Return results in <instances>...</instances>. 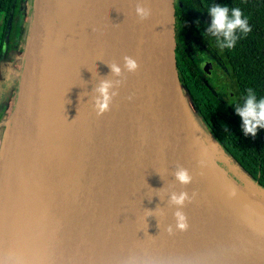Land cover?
Segmentation results:
<instances>
[{
  "label": "water",
  "instance_id": "water-1",
  "mask_svg": "<svg viewBox=\"0 0 264 264\" xmlns=\"http://www.w3.org/2000/svg\"><path fill=\"white\" fill-rule=\"evenodd\" d=\"M174 23V0H34L0 156V264H209V230L264 244V208L215 180L196 139ZM125 56L138 71L109 76ZM104 79L124 83L98 116ZM173 191L195 193L187 230L175 229Z\"/></svg>",
  "mask_w": 264,
  "mask_h": 264
},
{
  "label": "trees",
  "instance_id": "trees-1",
  "mask_svg": "<svg viewBox=\"0 0 264 264\" xmlns=\"http://www.w3.org/2000/svg\"><path fill=\"white\" fill-rule=\"evenodd\" d=\"M177 1L201 12L210 24L212 18L207 9L212 4L238 7L248 19L251 32L241 35L234 49L220 48L218 56L210 48L229 70L236 93L244 102L249 87L255 89L258 97H264V0H174L175 58L179 82L212 138L264 194V129H259L255 137L246 136L242 123L201 79L183 42L184 32L195 34L193 25ZM13 7L14 0H0V16L4 17L0 34V64L6 48L4 33Z\"/></svg>",
  "mask_w": 264,
  "mask_h": 264
},
{
  "label": "rangeland",
  "instance_id": "rangeland-1",
  "mask_svg": "<svg viewBox=\"0 0 264 264\" xmlns=\"http://www.w3.org/2000/svg\"><path fill=\"white\" fill-rule=\"evenodd\" d=\"M33 2L34 0H14V7L8 17L4 33L6 48L0 64V156L5 143L9 118L13 112L19 91L18 85L24 58L22 49L29 35ZM176 3L186 11L196 33L195 35L190 32H184L183 42L197 66L201 79L224 101L235 118L242 123V118L237 115L235 108L238 105H242L243 102L236 93L229 70L219 62L220 58L215 57V55L219 56L221 47L216 43L215 37L206 35L207 29L211 24L201 12L190 9L178 1ZM1 16L0 34L3 30L2 20H4V17ZM200 38L208 43L209 48L213 50L215 55L209 54L210 52L204 47ZM182 93L192 129L210 167L213 168L218 177L230 189L233 188L244 196L245 200L256 208L263 209L264 206L257 202V197H260V195L255 193V191L257 192L256 184L234 165L233 160L212 138L188 98L183 85ZM253 190L254 192L252 193Z\"/></svg>",
  "mask_w": 264,
  "mask_h": 264
},
{
  "label": "clouds",
  "instance_id": "clouds-1",
  "mask_svg": "<svg viewBox=\"0 0 264 264\" xmlns=\"http://www.w3.org/2000/svg\"><path fill=\"white\" fill-rule=\"evenodd\" d=\"M207 12L211 16V25L207 29L206 35H210L217 39L219 46L222 49H234L241 35H246L251 32L249 21L238 7L230 8L224 4H212L208 7ZM136 14L141 20H147L152 15L151 9L146 8L142 4H137ZM110 75L114 77H123L125 70L128 73H135L139 69V64L136 59L131 56L124 57V65L121 67L118 63H111ZM124 83L121 79H104L94 89L96 95L94 96V108L98 116L104 115L110 111L114 97L119 95L116 90ZM132 97H129L131 100ZM237 115L242 118V130L244 134L255 137L259 129H264V97H258L254 88L249 87L242 105L235 108ZM203 164V161H201ZM176 181L182 185H189L192 183L193 177L189 171L183 166H178L174 173ZM235 196L236 192L233 190L230 193ZM189 196L187 191L175 192L170 194L168 203L176 207L174 217L176 220L175 229L187 230L189 227L187 216L182 210L186 202H191L194 198ZM168 231L171 233L173 227L169 226Z\"/></svg>",
  "mask_w": 264,
  "mask_h": 264
},
{
  "label": "bare ground",
  "instance_id": "bare-ground-1",
  "mask_svg": "<svg viewBox=\"0 0 264 264\" xmlns=\"http://www.w3.org/2000/svg\"><path fill=\"white\" fill-rule=\"evenodd\" d=\"M215 180L222 181L217 176ZM255 193L259 194L258 190ZM259 195L257 202L264 206V194ZM200 233L205 236L201 238V241L206 244L209 250L215 251L209 264H264V244L262 243H256L247 238H238L233 235H213L210 230L207 232L201 231ZM248 245L253 246V249Z\"/></svg>",
  "mask_w": 264,
  "mask_h": 264
},
{
  "label": "flooded vegetation",
  "instance_id": "flooded-vegetation-1",
  "mask_svg": "<svg viewBox=\"0 0 264 264\" xmlns=\"http://www.w3.org/2000/svg\"><path fill=\"white\" fill-rule=\"evenodd\" d=\"M195 35H196V33H195ZM200 41L202 42V44L204 45V47L210 52V53L209 52L208 53L209 54H212V56H213V53L210 51V48H209L208 43L207 42H204L201 38H200ZM215 57H217V56H215Z\"/></svg>",
  "mask_w": 264,
  "mask_h": 264
},
{
  "label": "crops",
  "instance_id": "crops-1",
  "mask_svg": "<svg viewBox=\"0 0 264 264\" xmlns=\"http://www.w3.org/2000/svg\"><path fill=\"white\" fill-rule=\"evenodd\" d=\"M22 51H24V47H23ZM20 62H21V60H20Z\"/></svg>",
  "mask_w": 264,
  "mask_h": 264
}]
</instances>
